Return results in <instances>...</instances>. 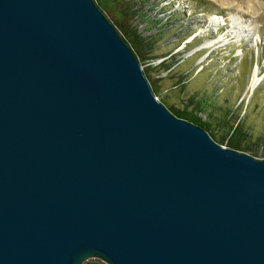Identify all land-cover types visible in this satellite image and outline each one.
Instances as JSON below:
<instances>
[{
  "label": "water",
  "instance_id": "obj_1",
  "mask_svg": "<svg viewBox=\"0 0 264 264\" xmlns=\"http://www.w3.org/2000/svg\"><path fill=\"white\" fill-rule=\"evenodd\" d=\"M264 264V159L173 115L93 0H0V264Z\"/></svg>",
  "mask_w": 264,
  "mask_h": 264
},
{
  "label": "rangeland",
  "instance_id": "obj_2",
  "mask_svg": "<svg viewBox=\"0 0 264 264\" xmlns=\"http://www.w3.org/2000/svg\"><path fill=\"white\" fill-rule=\"evenodd\" d=\"M95 3L114 24L119 11H127V24H119L143 40L142 67L160 99L211 122L217 139L223 135L219 124L225 117L227 126H238L248 135L244 146L249 153L264 158V0ZM236 18L243 24L234 23ZM213 19L218 22L211 23ZM115 28L124 37L123 29ZM214 40L216 45H205ZM100 263L91 259L84 264Z\"/></svg>",
  "mask_w": 264,
  "mask_h": 264
},
{
  "label": "trees",
  "instance_id": "obj_3",
  "mask_svg": "<svg viewBox=\"0 0 264 264\" xmlns=\"http://www.w3.org/2000/svg\"><path fill=\"white\" fill-rule=\"evenodd\" d=\"M93 1L95 2V0H93ZM96 5L99 7V9H101L98 4H96ZM102 13L110 21V23H112V25H114V27H115V25H117V26H119L120 28L123 29V34H124L125 38L123 36H121V35L120 36L127 43V45L130 47V49L132 50V52L134 53V55L136 56V58L140 62V64L143 65L141 49L139 48V46L143 44V40L138 38V36L136 34V31H133L132 29H127L126 27H121V25L119 24V22H125L127 24V20H126V17H128L127 11L125 9H121V11H119L118 15H120V17H119V19L116 18V20L119 21L118 24H114L115 21L108 15L107 12L102 10ZM115 29L117 30V28H115ZM122 29H120V31ZM117 32H118V30H117ZM118 33H120V32H118ZM144 72H145V74H146V76H147V78H148V80L150 82V85L152 87V90H153L154 94L156 95L157 98H159V95L157 94L155 86L151 82V80H150V78L148 76V73H147V71L145 69H144ZM159 100L176 117H178L180 119H183V120H186V121H188V122H190V123L202 128V129H204L206 132H208V134L219 145H225L228 148H231V149L239 151V152L249 153V148L244 146L245 141H246L245 138L246 137H247V139L249 138L248 135L245 134V133L242 134L238 130V126L236 128H233V129L231 127L227 126L225 117L221 118V120H220L221 123L219 124L220 125L219 127H224V128L221 129L222 130L221 132L223 133V135L221 136V138L217 139L216 138L217 136H216V133H215L216 130L214 129V127H213L211 122H209L207 120L203 121L200 117L197 116L196 113L189 112L188 110L181 111L178 108H175L173 106H169L162 99L159 98ZM201 103L205 104L204 101L201 102ZM201 106L204 107L203 105H201ZM200 109H201V107H200ZM254 157H257V156L254 155ZM100 264H102V263H100Z\"/></svg>",
  "mask_w": 264,
  "mask_h": 264
},
{
  "label": "bare ground",
  "instance_id": "obj_4",
  "mask_svg": "<svg viewBox=\"0 0 264 264\" xmlns=\"http://www.w3.org/2000/svg\"><path fill=\"white\" fill-rule=\"evenodd\" d=\"M239 20V21H238ZM217 23L218 21H217V19H213V20H211V23ZM234 23H236V24H238V25H241V24H243V22H241L240 21V18H236L235 20H234ZM212 25V24H211ZM220 40V39H219ZM217 44V42L214 40V41H208L205 45L207 46V47H211V46H214V45H216ZM204 45V46H205ZM255 76H254V78H253V80H252V84H254L255 83Z\"/></svg>",
  "mask_w": 264,
  "mask_h": 264
}]
</instances>
